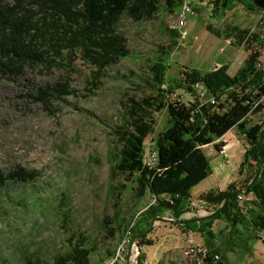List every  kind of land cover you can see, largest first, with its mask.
Here are the masks:
<instances>
[{"label":"rangeland","instance_id":"rangeland-1","mask_svg":"<svg viewBox=\"0 0 264 264\" xmlns=\"http://www.w3.org/2000/svg\"><path fill=\"white\" fill-rule=\"evenodd\" d=\"M185 1L192 12L180 26L181 5L169 7L165 0H158L153 13L140 20L123 15L116 31L125 37L129 53L102 71L96 88L89 83L92 66L80 59L68 68L25 65L18 76H0V170L21 166L39 173L35 181L18 185L9 196L0 195V264H25L26 256L51 261L67 249L71 236L79 240L80 235L92 247L95 264H107L113 251L126 262L129 250V264H138L142 251L144 264H202L198 252L188 251L192 247L217 249L214 258L224 264H264V231L257 232L258 238L250 234L248 244L236 247L239 237L248 233H231L226 221L217 219L210 227L214 237L209 247L202 232L185 226L214 210L199 199L198 191L222 190L230 183L242 187L252 172L246 167L238 170L245 141L234 129L203 147L211 173L192 188L191 196V202L205 208L203 212L189 204L179 218L169 211L156 216L144 231L153 243L141 249L135 243L127 246L126 240L119 242L120 223L132 215L139 217L152 198H137L134 183L113 168L120 147L115 130L134 117H152L155 123L144 142L146 159L153 150L151 137L167 122L164 109L150 110L144 103L154 95L150 64L167 51L168 80L178 77L184 67L210 70L221 64L228 65L232 75L245 50L232 42L233 37L225 32L218 36L206 25L222 31L232 25L260 30L264 40V21L258 22L260 16L264 19V9L235 2L216 15L214 0ZM169 28L179 34L170 50ZM67 79L78 90L77 96L39 98L40 87ZM176 92L184 102L193 100L182 89Z\"/></svg>","mask_w":264,"mask_h":264},{"label":"trees","instance_id":"trees-1","mask_svg":"<svg viewBox=\"0 0 264 264\" xmlns=\"http://www.w3.org/2000/svg\"><path fill=\"white\" fill-rule=\"evenodd\" d=\"M169 7L181 5L182 0H165ZM158 0H0V76H18L25 65L55 66L68 68L76 59L91 65L89 83L96 88L102 71L117 63L129 53L125 37L116 31L123 15L140 20L153 13ZM235 2L246 8L259 10L252 0H214L213 14L220 15ZM208 31L233 37L232 42L246 51V57L234 74H229L226 64L210 70L184 67L179 76L168 80V63L165 51L153 61L149 85L154 95L145 99L150 110L164 109L166 125L154 137L151 148L156 151L153 164L145 161V139L150 136L155 120L152 117H134L115 130L120 147L115 155V170L125 174L134 183L135 196L148 195V204L139 216H131L120 223V240L136 241L141 249L152 244L145 229L158 215L169 211L175 218L188 211L192 188L211 173L209 158L203 147L220 139L228 130L234 129L245 141L242 159L238 165L252 170L242 187L228 184L225 189H206L199 199L213 205L211 214L186 228L199 230L205 235V243L214 237L210 227L213 221L223 219L230 232H247L239 237L242 248L257 232L264 231V40L260 30L252 31L236 25L225 31L206 25ZM169 50L176 47L175 28H169ZM165 55V57H164ZM263 56V57H262ZM203 82L217 102L200 101L193 85ZM182 89L193 100L182 101L176 92ZM90 91V90H89ZM78 90L70 79L46 84L38 89L41 100H64L77 96ZM217 150L219 146L214 144ZM37 170L21 166L4 172L0 170V195L15 190L18 185L37 179ZM126 188V185L122 186ZM251 194L248 201L239 202V195ZM67 249L53 255L51 261L24 257L25 264H95L91 262L92 247L71 236ZM238 243V241H237ZM217 249L198 252L202 264H224L214 259ZM107 264H126L110 255ZM126 258V253L123 254ZM140 254L138 264H144Z\"/></svg>","mask_w":264,"mask_h":264},{"label":"built area","instance_id":"built-area-1","mask_svg":"<svg viewBox=\"0 0 264 264\" xmlns=\"http://www.w3.org/2000/svg\"><path fill=\"white\" fill-rule=\"evenodd\" d=\"M191 12H192V9H191V6L189 5V3L185 0L184 1L182 0L181 8L177 14L179 26L185 24V22L187 20V15ZM263 21H264V19H262V17L260 16L258 19L259 24H261ZM227 42L231 43V40H228ZM193 87L195 89L196 96L198 97V99H200V101H205V102L208 101L210 103H216L217 102L216 98L208 92L207 86L203 82H196L193 85ZM155 159H156V151L151 150L150 154H148V157L145 159V161L147 164H153ZM251 197H252V195H251ZM251 197H249L248 195H245L244 193H241L239 195V202L248 201ZM190 206H193L197 211L203 212L205 210L204 207H202L201 205H199L198 203H195V202H191ZM188 251H195V254L197 252L205 253L206 248L195 250V248L192 247ZM188 251H187V254H188ZM117 256L120 258L119 253H116V257Z\"/></svg>","mask_w":264,"mask_h":264},{"label":"water","instance_id":"water-1","mask_svg":"<svg viewBox=\"0 0 264 264\" xmlns=\"http://www.w3.org/2000/svg\"><path fill=\"white\" fill-rule=\"evenodd\" d=\"M252 2H253V4L256 6V7H258V8H260V9H264V0H252ZM164 219V218H161V217H157L156 219ZM199 219L201 218V217H198ZM141 235H143V233L142 234H140V235H138L137 237H135L133 240H132V244H134L135 243V245H136V241H137V239L141 236ZM129 255H130V250L128 251V254H127V259H126V264H129Z\"/></svg>","mask_w":264,"mask_h":264},{"label":"crops","instance_id":"crops-1","mask_svg":"<svg viewBox=\"0 0 264 264\" xmlns=\"http://www.w3.org/2000/svg\"><path fill=\"white\" fill-rule=\"evenodd\" d=\"M235 45H238V44L235 43ZM238 46H239V45H238ZM229 53H230V52H229ZM245 57H246V51H245V56H244V58H245ZM244 58H243V60H244ZM243 60H242V61H243ZM241 63H242V62H241ZM240 65H241V64H240ZM236 70H237V69H236ZM236 70H235V71H236ZM227 71H228V69H227ZM221 166H222V165H221ZM221 168H222V167H221ZM221 168H220V169H221ZM206 189H209V187H207V188H205V189H203V190H200V191H198L197 193L199 194V193H201L202 191H204V190H206ZM191 192H192V190H191Z\"/></svg>","mask_w":264,"mask_h":264}]
</instances>
